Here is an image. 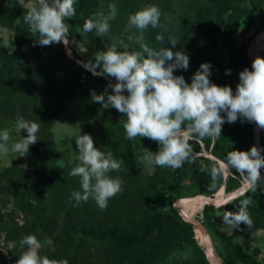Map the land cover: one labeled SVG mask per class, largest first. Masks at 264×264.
Wrapping results in <instances>:
<instances>
[{
    "label": "rangeland",
    "instance_id": "obj_1",
    "mask_svg": "<svg viewBox=\"0 0 264 264\" xmlns=\"http://www.w3.org/2000/svg\"><path fill=\"white\" fill-rule=\"evenodd\" d=\"M143 1L144 6L154 4L162 12V29L156 28L161 32L155 33L163 35L161 42L168 44L165 48L173 53L182 51L189 58L187 69L177 68L174 75L183 76L190 84L200 65L210 63V81L218 86H228L244 68L251 70L254 59L249 49L255 46L257 36L264 30V0H260L261 8L256 6L259 17L244 15L238 23H233L236 30L229 43L223 29L228 22V26L231 24L229 13L210 0ZM24 2L36 4L37 0ZM240 2L250 8L256 5L253 0ZM238 5L239 2L233 5L235 10L240 9ZM199 10L206 23L199 28L195 24L190 27L189 22ZM27 11L17 0H0V131H9L11 146L27 136L25 129L17 130L18 118L39 124L38 140L29 146L26 156L21 157L18 153L0 155V264H16L21 252L27 248H21L19 242L30 234L41 243L46 238L52 239L51 246L40 249L41 256L67 260L68 264H138L146 254L169 255L158 264H203L205 260L211 264L204 250L201 229L185 222L175 209V203L203 194L196 189L200 185H211V168L226 163L214 152V137L209 148L206 138L198 139L201 150H193L191 158L175 171L140 164L138 156L143 155L144 150L156 153L160 145L149 138L126 139L123 128L126 117L115 108L105 109L91 99L92 91L105 92L106 78L116 83L106 74H94L100 71L90 67L95 62L96 52L106 51L113 43L117 46L134 40L140 46L145 44L153 48L151 43L158 40L154 35L151 37L149 31L155 28L149 26L146 29L148 36L155 38L148 44L149 39L138 35L129 20L120 30L123 33L132 30L125 41L126 34L112 35L116 26L111 29L110 24L111 31L97 37L93 43L92 33L83 31V24L90 17L79 18V9L69 23L73 34L71 40L67 36L66 43L40 46L35 43L36 37L30 33L29 25L24 23ZM99 11L98 8L87 10L92 17ZM105 12L108 13V7ZM218 24L223 27L216 31L214 26ZM171 39L177 42L175 46L170 43ZM238 48L243 56V62L237 66L240 71L231 68L230 74H226L222 71L227 69L212 63L216 56L220 57L221 51L234 55ZM118 50L123 51L124 47ZM261 54L264 58V44ZM90 74L94 77L88 78ZM107 91L111 93L112 89ZM221 115L226 116L225 113ZM250 125L252 141L245 145L246 151L254 146L255 122ZM79 134H89L94 147L105 153L110 151L114 158L122 160L121 169L109 175L119 176L124 181L123 190L109 199L106 210L101 211L91 198L79 204L72 198L74 191H83L80 177L68 175L79 163L75 142ZM261 135L264 149V129H261ZM118 144L126 148L116 151L114 146ZM234 171H237L234 167L226 170L217 180V190L205 195L220 201L239 190L244 185V178ZM260 172L263 173L264 168ZM228 176H232V180L228 181ZM33 182L37 186L34 194L28 191ZM248 197L252 199L248 207L252 228L244 224L238 227L224 224L223 212L238 211L240 202L221 208L203 205L191 213L208 229L215 264H225V259H230L233 264H264V183L257 185L255 192L249 191L244 199ZM189 203L192 201L182 206ZM85 229H90V234H84ZM168 233L180 240L181 248L172 249L168 243L156 242L159 235ZM129 236L137 237L131 245H114L116 237ZM5 260L8 263H4Z\"/></svg>",
    "mask_w": 264,
    "mask_h": 264
},
{
    "label": "clouds",
    "instance_id": "obj_2",
    "mask_svg": "<svg viewBox=\"0 0 264 264\" xmlns=\"http://www.w3.org/2000/svg\"><path fill=\"white\" fill-rule=\"evenodd\" d=\"M75 3L76 0H37L36 4H25L24 0H19V5L28 9L23 19L29 25L32 36L36 37L35 43L40 46L66 43L70 25L65 20L76 15ZM116 15L117 6L111 3L107 14L101 10L86 19L83 31L90 33L95 30L97 37H103L109 32L110 21ZM161 16L158 6L146 5L130 16L129 25L141 31L149 26L158 28ZM156 39L163 41L164 37L158 34ZM170 43L173 46L177 44L175 39H171ZM141 49L129 51L124 45V50L120 51L113 43L106 51L96 52L95 62L90 66L100 69L95 75L106 74L116 81L115 84L109 81L104 93L92 91L91 99L105 109L115 108L126 117L123 121L126 139L149 138L160 145L156 153L144 150V154L138 156L140 164L168 167L174 171L180 169L193 153L189 141L205 137L218 139L225 122L234 123L242 118L264 129V58L257 56L251 70L244 68L239 73V83L233 92L230 86H218L210 81V63H202L189 84L183 76L174 75L175 69L188 67L189 58L184 52L173 53L168 48L154 50L145 44H141ZM173 60V63H167ZM230 72V69L226 70V74ZM108 88L112 89L111 93H108ZM16 128L18 131L25 129L27 136L9 146V131H0V155L18 153L21 157L26 156L29 146L37 142L38 123L18 118ZM75 142L79 163L68 175L80 177L83 191H74L72 198L77 204L91 198L101 211L106 210L109 199L123 190L124 181L119 176L109 175L121 169L122 160L114 158L110 151L105 153L94 147L89 134H79ZM261 151L264 149L254 145L248 151L229 152L225 164L213 166L209 171L212 181L209 187L215 189L218 178L234 167L244 178L246 187L242 194L255 192L261 182L260 169L264 168ZM251 202L248 197L240 201L238 211H224L225 226L244 224L252 228L253 220L248 211ZM228 203L230 201L220 207ZM19 243L21 248H27L21 252L16 264H68L67 260L40 255V249L53 244L50 238L41 243L30 234Z\"/></svg>",
    "mask_w": 264,
    "mask_h": 264
},
{
    "label": "trees",
    "instance_id": "obj_3",
    "mask_svg": "<svg viewBox=\"0 0 264 264\" xmlns=\"http://www.w3.org/2000/svg\"><path fill=\"white\" fill-rule=\"evenodd\" d=\"M122 1H123V3L121 5L122 6L121 7V6H119V4ZM210 1L215 3L216 5H218L220 7H224L225 8L224 12L229 13V18H231V24H230V26H228L229 25V22H228L227 25L223 28L224 34L226 36V41L228 43L233 38V35L235 33V30H236L234 24L238 23L239 19L244 15H249V16H254L255 14L257 15L256 6H259L260 8L263 6L262 2L260 0H253L254 3H256V5L252 8L242 4L240 2V0H210ZM226 1H231V2L227 3ZM17 2L19 3L18 0H17ZM238 2H239L238 7L240 9L235 10L233 5L235 3H238ZM111 3H115L117 6V15L113 20L110 21L111 29L114 27V25L116 26L115 32L112 35L118 36L119 33L126 34V36H124V41H125L127 34L130 35L132 33V30L128 31L127 33H123V31H120V30H122V27H124V25L127 23V21L129 20V18L132 14H134L136 11H138L142 7H144V1L143 0H120L118 2H116V0H76V3L74 6H75L77 12H79V9H80V13L78 14L79 18H81V17L86 18L87 16L92 18V13L87 12L88 9L98 8L100 11L102 10L105 12V8H107L108 5ZM201 10H199L198 12L196 11L194 13L193 20H191V22H189L190 27H192V25L195 24V25H197V28H199L202 24L206 23V19H204L202 12H200ZM105 14H106V12H105ZM257 16L259 17V15H257ZM72 20H73V17L69 18V19L66 18L65 22L69 24ZM199 21H200V23H199ZM121 25H122V27H121ZM222 27H223V25L218 24L217 26H214V30L218 31V30L222 29ZM132 28H135V27L133 26ZM135 29H136L138 35H141V37H143L145 40L149 39L148 44L152 40L155 39V38H151L153 35L155 37L157 36V34L155 32H157L158 30L156 28L149 31L152 34L151 37L148 36L146 29L143 31H141L137 28H135ZM161 29H162V27H160V30ZM109 31H111V30H109ZM158 32H161V31H158ZM90 33H92L90 36H91V38L92 37L94 38V41H93V43H94L95 39H97L95 30H93ZM72 37H73V34L69 29L68 38L71 40ZM143 38H140V40H142ZM88 42L90 45L91 44L90 41H88ZM125 44L127 45L129 51H142L141 46L138 44V42H136V40L132 41L131 43L129 42L128 44L127 43H124L123 45L117 44L118 49L123 48ZM166 44L167 43H162L161 41H154L153 43H151V46H154L153 47V48H155L154 50H160L162 48H165ZM181 44H182V42H181ZM243 46L244 45L240 46V48H243ZM240 48H238V50L234 53V55H228V54H226V52L221 51L220 57L216 56V59H214V62H212V63L217 65V67L221 66L227 70L233 68L231 70H235V72L240 71L239 69H237V66H239V64L241 62H243V56L240 53ZM233 49H236V47ZM214 56H215V54H214ZM222 72H226V70H223ZM93 77H94V75H92V74H90L88 76V78H93ZM105 81L108 84L109 81H111V80L106 78ZM111 83H113V82L111 81ZM238 83H239V75L232 83H229L228 86H230L233 89V92H235L236 86ZM251 128H252V126L250 125V122H248L247 120H242V118L238 119L234 123H227L226 122V124L222 125L221 136L218 139L214 138L216 140V148L214 149L215 154L217 156L221 157L222 159L226 160L228 153L233 151V150L246 151V149H244L245 145H247L249 140L252 141ZM205 138L207 140L206 142L208 143L207 147L209 148V145H210L213 137H205ZM189 143L191 144L193 150H196V151L201 150V144H200L198 139L197 140H191V141H189ZM114 148H116V151H118V150H120L121 145L118 144L117 146H114ZM125 148L126 147L121 148V151L124 150ZM192 155H193V153H192ZM262 155H263V151H262ZM234 173L236 175H239L238 171H234ZM261 174H262L261 175V182L258 185H261L262 183H264V172ZM232 178H233L232 176H228V179H229L228 181L232 180ZM209 186L210 185H206V186L200 185L197 187L196 191L198 193L210 195L217 190V187L215 189H212ZM36 187L37 186L33 182L30 185V187L28 188V191L30 193L34 194ZM248 193H249V191L245 195H243L242 197L234 199L233 201L228 203V205L238 204L242 199H244V197L246 195H248ZM252 211H254V210H252ZM83 232H84V234L88 235V234H90L91 231H90V229H85ZM98 234L101 235L100 233H98ZM138 238L143 239V237H138ZM135 239H137V237H134V236L122 237L121 239L116 237L114 239L115 240L114 245H126V246L131 245L133 243V240H135ZM179 241L175 238L174 234H169V233L168 234H161L156 239L157 243H160V242L164 243L165 242V243L170 244L172 249L173 248H176V249L181 248V246L178 245ZM167 257H169V255L159 254L158 256H153L150 254H146V256L138 264H158V263L165 261L167 259ZM3 262L8 263V260H5ZM203 264H208V263L205 260V262ZM225 264H233V262L230 259H225Z\"/></svg>",
    "mask_w": 264,
    "mask_h": 264
},
{
    "label": "water",
    "instance_id": "obj_4",
    "mask_svg": "<svg viewBox=\"0 0 264 264\" xmlns=\"http://www.w3.org/2000/svg\"><path fill=\"white\" fill-rule=\"evenodd\" d=\"M264 44V30H262L259 35L257 36V42L255 44V46L251 49H249V54L250 56L255 59L257 56L262 57L261 54V49L263 47ZM263 58V57H262ZM254 145L260 149H262V135H261V128H259V126L255 123V132H254ZM261 155H262V151H261ZM261 171V169H260ZM245 184L237 191H235L234 193L227 195L225 198H223L220 201H216L214 197L212 196H207L205 194H200L197 196H193V197H186L183 199H180L178 202L175 203V209L178 211V213L182 216V218L190 223L193 224L194 226L198 227L199 229H201L202 233H203V237H204V250L205 253L207 255V257L209 258L211 264H215L214 263V251H213V247H212V243H211V239L209 236V232L207 227L205 226V224L203 223V221L192 217L190 215H188L182 208V204L184 202L187 201H193L196 199H203L205 201L206 205H212L215 206L217 208H221L224 207L225 205L221 206V204H223L226 201H233L234 199H236L237 197L242 195V192L245 188Z\"/></svg>",
    "mask_w": 264,
    "mask_h": 264
},
{
    "label": "bare ground",
    "instance_id": "obj_5",
    "mask_svg": "<svg viewBox=\"0 0 264 264\" xmlns=\"http://www.w3.org/2000/svg\"><path fill=\"white\" fill-rule=\"evenodd\" d=\"M218 195V194H217ZM215 198V200H216V197H214ZM217 201V200H216ZM187 202H190V201H187ZM185 203V202H184ZM183 203V204H184ZM182 204V205H183ZM203 205H206L205 204V201L203 200V199H196V200H194V201H192V203H189V204H186V205H184V206H182V208H183V210L188 214V215H190V216H192L191 215V213H192V211L193 210H195V209H197V208H199V207H201V206H203ZM192 217H194V216H192ZM218 258V257H217ZM217 262V261H216Z\"/></svg>",
    "mask_w": 264,
    "mask_h": 264
}]
</instances>
